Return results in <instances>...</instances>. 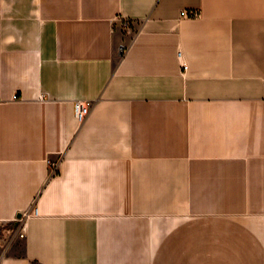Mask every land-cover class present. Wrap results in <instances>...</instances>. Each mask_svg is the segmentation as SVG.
<instances>
[{
	"label": "crops",
	"instance_id": "0c3cea01",
	"mask_svg": "<svg viewBox=\"0 0 264 264\" xmlns=\"http://www.w3.org/2000/svg\"><path fill=\"white\" fill-rule=\"evenodd\" d=\"M0 264H264V0H0Z\"/></svg>",
	"mask_w": 264,
	"mask_h": 264
},
{
	"label": "built area",
	"instance_id": "2783aa9c",
	"mask_svg": "<svg viewBox=\"0 0 264 264\" xmlns=\"http://www.w3.org/2000/svg\"><path fill=\"white\" fill-rule=\"evenodd\" d=\"M198 16L196 11H182L180 12L181 18L193 19ZM123 50V47H120ZM90 112V107L82 101H76L74 103V118L79 124H82L87 119Z\"/></svg>",
	"mask_w": 264,
	"mask_h": 264
}]
</instances>
